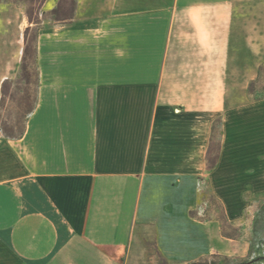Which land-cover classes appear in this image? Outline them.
I'll use <instances>...</instances> for the list:
<instances>
[{"label": "crops", "instance_id": "1", "mask_svg": "<svg viewBox=\"0 0 264 264\" xmlns=\"http://www.w3.org/2000/svg\"><path fill=\"white\" fill-rule=\"evenodd\" d=\"M234 5L43 0L35 24L25 2L0 1V103L37 28L34 109L18 138L0 130V264L223 252L201 202L208 190L234 218L235 197L256 191L249 118L264 104L234 107L228 96Z\"/></svg>", "mask_w": 264, "mask_h": 264}, {"label": "rangeland", "instance_id": "2", "mask_svg": "<svg viewBox=\"0 0 264 264\" xmlns=\"http://www.w3.org/2000/svg\"><path fill=\"white\" fill-rule=\"evenodd\" d=\"M234 3L228 96L232 98L234 107L264 103V0H234ZM36 36L37 28H32L28 34L32 49L28 69L33 85L28 86L20 72L19 78L7 87L8 97L0 108V123L11 128L14 136H19L23 130L26 111L25 107L20 108L18 101L26 95L30 97L31 104L36 91L33 50ZM249 119L253 132L248 141V156L251 159L250 171L255 174L256 191L235 197L234 218H229L227 208L208 190L200 207L201 219L218 220L224 235L223 252L195 262H184L139 250L124 264H264V104L257 106ZM221 132L220 120L217 119L209 148V165L214 163L219 152Z\"/></svg>", "mask_w": 264, "mask_h": 264}, {"label": "trees", "instance_id": "3", "mask_svg": "<svg viewBox=\"0 0 264 264\" xmlns=\"http://www.w3.org/2000/svg\"><path fill=\"white\" fill-rule=\"evenodd\" d=\"M2 1V0H0ZM13 2H25L27 5V15L29 20L32 23L38 24L39 23V14L36 13L38 7L40 6V4L43 2V0H12ZM53 16H56L58 14L57 10H55L53 13ZM36 16V18H35ZM30 30L26 31V35H25V42H26V46H25V54H24V58H23V63L21 66V74L23 77V80L26 82V84L29 85H33V82L31 81L32 77L31 74L29 73V69H28V60H29V56H30V52H31V46H30V41L28 38V34H29ZM35 44H36V40H35ZM34 56L36 54V47L34 46ZM37 82V77L35 79V85ZM11 83L9 82H5L3 85V99L0 103V108L3 106L4 100L6 99V97H8V92H7V87L10 85ZM35 100H36V91H35V95H34V100L32 101V103L30 104V97L29 96H23L19 101V106L20 108L25 107L26 111L24 113V122L26 121L27 117L32 113L34 106H35ZM0 130L2 132V134L5 137L8 138H18L22 133L19 134V136H14L12 135V129L9 128L7 125L0 123Z\"/></svg>", "mask_w": 264, "mask_h": 264}]
</instances>
